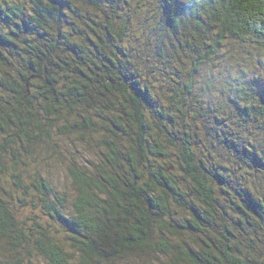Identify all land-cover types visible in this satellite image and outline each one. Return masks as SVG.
Wrapping results in <instances>:
<instances>
[{
	"label": "trees",
	"instance_id": "1",
	"mask_svg": "<svg viewBox=\"0 0 264 264\" xmlns=\"http://www.w3.org/2000/svg\"><path fill=\"white\" fill-rule=\"evenodd\" d=\"M131 2L0 0V264H264V0L166 8L181 31L153 54ZM79 131L99 163L68 162Z\"/></svg>",
	"mask_w": 264,
	"mask_h": 264
},
{
	"label": "rangeland",
	"instance_id": "2",
	"mask_svg": "<svg viewBox=\"0 0 264 264\" xmlns=\"http://www.w3.org/2000/svg\"><path fill=\"white\" fill-rule=\"evenodd\" d=\"M184 1L185 0H173L171 5H168L162 0H133V2H131L134 8L132 23L134 28L138 31L137 36L140 42L145 41L148 37L146 34V29L148 28L145 27L147 17L151 16L154 18L152 24L156 26L157 30H155L152 34L148 33L149 36H151L150 38L153 40V46L150 54H153V51L156 52L157 48H160V50L163 47L168 48L169 41H174L175 39L174 34L176 35V33L181 31L178 30L174 33V30L176 29L178 24L176 23L173 25V23H171L172 19H170L166 14H164V9L172 8L173 10L175 9L178 12L181 8L187 9V7L183 5ZM182 15L184 16L180 19V23L182 27H185L188 23V12L185 11ZM4 28L6 30L7 26L5 25ZM159 36L163 38L157 41V38ZM156 42H158V46L156 45ZM166 48L163 53V55L165 56ZM131 49L134 58L139 60L141 58L140 56H142L143 54V46L139 45V42L137 43L136 41V44L131 47ZM244 49H246V51L244 50L246 54L251 53V57L253 56L254 58H257L252 48L245 47ZM172 55L173 58H171L170 61L173 60V63H175L176 59H174V53H172ZM263 61L264 60L262 59V61L260 62V67L264 72V65H262ZM145 68L141 69L144 73V76L156 78V85L158 87L161 86V83L166 82V79H162L164 78L163 70L165 69V66L155 63L153 66H150V68L145 65ZM81 133V131L75 132L73 134L65 133L59 139L62 143V146L65 148H63V151L67 150L69 152L68 158H70V160L68 162H74V164L76 165H81L82 163H85L87 165L89 164L88 166H91L92 162L94 164L99 163L108 152V147L98 141L101 133L93 134L92 136H89L90 134L88 135L89 132H84L83 134ZM59 157L60 156H58L57 153L51 154L50 152H48V156L43 157L45 161H42L41 164H37V166L40 167V169L44 172L45 177L49 178V180H51V182L55 185L57 189L62 192H66L70 196L73 194L74 191V188L72 187V180L68 174L66 166L64 167V165H60V162L57 161ZM19 209V213H24V210L21 207ZM134 264L148 263L135 262ZM151 264H156V261L153 260Z\"/></svg>",
	"mask_w": 264,
	"mask_h": 264
}]
</instances>
